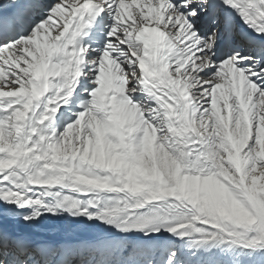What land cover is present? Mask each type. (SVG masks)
<instances>
[{
	"label": "snow or ice",
	"instance_id": "6c2138e0",
	"mask_svg": "<svg viewBox=\"0 0 264 264\" xmlns=\"http://www.w3.org/2000/svg\"><path fill=\"white\" fill-rule=\"evenodd\" d=\"M0 264H264V0H0Z\"/></svg>",
	"mask_w": 264,
	"mask_h": 264
}]
</instances>
